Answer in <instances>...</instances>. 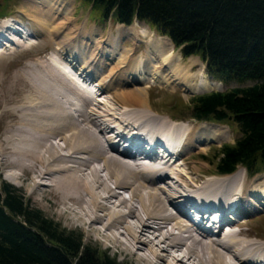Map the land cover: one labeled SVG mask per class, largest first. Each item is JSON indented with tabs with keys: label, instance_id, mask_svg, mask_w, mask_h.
Masks as SVG:
<instances>
[{
	"label": "bare ground",
	"instance_id": "6f19581e",
	"mask_svg": "<svg viewBox=\"0 0 264 264\" xmlns=\"http://www.w3.org/2000/svg\"><path fill=\"white\" fill-rule=\"evenodd\" d=\"M35 21L41 26V31L35 30L38 35L53 29L50 17L47 22L42 19ZM15 25L10 22L0 24V42L9 39L11 34L21 39L31 33L24 26L22 31L19 25ZM119 29L118 37L134 27ZM135 34L133 40L141 35ZM79 36L76 31L71 42H76ZM17 37H11L10 40L16 44L22 43ZM152 38L163 42L167 51L156 47L148 54L152 60L145 59V64L139 56H134V52L129 56L126 54L116 63V66H121V70L126 69L122 83L127 82L132 86L133 81L137 86L146 81L151 85H165L168 79L164 78V73L169 72L173 78L175 71L181 72L182 68L172 54L175 52L170 41L161 36L153 35ZM57 43L54 56L63 57L65 43ZM82 53L81 57L84 58L85 54ZM71 55V61L69 56L66 59V67L76 70L77 78L58 63L31 65L30 69L35 73L36 70H43L41 74L36 73L23 80L31 87V93L24 98L22 105L14 104L0 113V119L12 115L17 121L4 140L0 137V166L12 172L6 180L17 183L20 176L32 172L30 193L43 189V199L56 216L83 228L106 248L134 257L140 264L264 262V244L259 242L262 238L257 235L241 238L239 235L242 231L233 230L235 225L240 224V221L235 220L244 214L241 212L249 210L245 213L248 215L255 212L259 209V200H264V188L252 189V193L257 196L245 195L248 192L245 179L252 181L257 177L251 179L247 174L240 180L241 170L225 177L213 174L204 181L200 177L201 184L195 180L198 187L193 189L190 187L193 183L182 181L180 170L185 166L182 158L188 163L192 154L191 151L186 152L188 148L192 150L208 138L218 139L213 126L189 122L176 124L170 118L158 117L153 111L152 115L148 109L145 111L143 91L147 90L148 85L144 86V90L132 86L134 92L129 93L131 97L128 98L138 103L127 105V95L123 98L117 96L116 87L112 89L113 94L107 92V86L113 81L109 79L111 70V74L103 81L98 80L92 68L85 64L77 67V63L73 62L75 57ZM109 57L113 59L112 54ZM128 70L132 76L128 75ZM192 70L191 73L197 71ZM127 78L131 81H126ZM53 79L58 86L52 89ZM182 80L183 90L191 92L210 91L213 86L209 82L214 84L206 79L209 82L203 80L196 86ZM87 85H94L95 92ZM55 89H63L64 92H57L53 96L51 92ZM195 125L198 126L193 128ZM207 130L211 131L204 138L203 132ZM127 139L131 141L132 148L119 151L120 145L129 143ZM163 139H168L169 144L176 148L180 166L175 167L174 157L162 162L140 159L143 154L154 156V153L146 152V148H151V142H162ZM133 148H136V153L130 151ZM176 174L178 178L175 177V181L173 176ZM123 193L127 195L123 196ZM182 204H196L199 208H208L209 205L220 216L215 215L210 221L202 219L196 225L200 229L194 228L186 218L185 210L180 208ZM222 223L227 224L224 230L218 225ZM213 228L217 230L214 238L210 235Z\"/></svg>",
	"mask_w": 264,
	"mask_h": 264
},
{
	"label": "trees",
	"instance_id": "16d2710c",
	"mask_svg": "<svg viewBox=\"0 0 264 264\" xmlns=\"http://www.w3.org/2000/svg\"><path fill=\"white\" fill-rule=\"evenodd\" d=\"M101 22L149 26L218 82L252 84L190 99V118L232 123L237 138L214 151L217 174L264 172V0H79ZM0 10V17L7 12ZM206 159L205 156L202 157ZM0 264H117L0 182Z\"/></svg>",
	"mask_w": 264,
	"mask_h": 264
},
{
	"label": "rangeland",
	"instance_id": "374dc122",
	"mask_svg": "<svg viewBox=\"0 0 264 264\" xmlns=\"http://www.w3.org/2000/svg\"><path fill=\"white\" fill-rule=\"evenodd\" d=\"M2 8L7 10L5 16H10L11 20H6L3 23L0 21V24H6L7 22H10L11 25H19V30H22L23 24L27 27L26 29L31 32L32 35L34 34L37 36H34L33 38L27 37L28 39L24 41L26 44H28L27 46L22 42V39L18 38L19 36H11L17 37L19 40H21L24 47H18L11 44L12 53L0 55V113L6 109L12 108V106L19 104L22 105L23 102H25L24 98L29 96L31 93V87L23 82V80L30 78L31 75L36 73L41 74V72H43V70H36L35 73V71L30 69L31 65H50L51 63H58L64 66L66 72L68 71L72 76L77 78V74L75 73L76 70L74 71L70 66L66 67V59L68 56L70 58V54H72L71 56L75 57L73 62L77 63V67H81L83 64H85V66L92 68L96 72V78L98 80L103 81L105 77L112 73L109 79H113V81L111 80L109 86H107V88L109 87V91L107 92H111V94H113L114 92L112 89L116 87V90H118V93H116V95L118 94L117 96L122 97L127 95L128 98V96L134 92V88L132 89V86L135 87L136 85L133 83V81L132 86L127 82L122 83V80L125 78L123 72L126 69L124 68L121 70V66H116L118 65L116 63L120 62L126 54L129 56L132 52H134V56H139L142 59V62L145 64V59L147 61L148 59L149 61L152 60L151 56L148 54L152 53L151 51L156 47H162L164 52H166L168 49L163 46V42L157 41L158 39H151V36L153 35L157 37L160 36L149 26L142 23H134L133 26H131L134 27V29L128 30L127 32L125 31L118 37L117 32L121 30L117 29H125L127 27L116 25L112 21L101 22L98 17L90 12L87 6L83 5L79 0H0V10ZM47 17L48 19L49 17L51 18V26L53 29H51L49 32L44 31L42 34L38 35L35 30L37 28L41 31V26L39 22L37 23L35 20L42 19L43 21L46 20L47 22ZM134 30L136 33H141V35L137 38L138 40H133V37L136 36ZM76 31L80 36L76 42L72 43L71 41L75 37ZM143 32L146 33V35H144ZM18 35L22 36V33H19ZM57 41L58 43H65V55L63 57L56 58L54 56V49L56 46L55 44ZM31 43L32 45H30ZM72 44L74 45L69 48V46ZM155 44H158V46H155ZM172 48L173 51L179 55L178 57L177 54L172 52L176 58L175 62H177V64L181 66L180 68H182L181 72L175 71L176 73H173V78L170 77L169 72L164 73V78L166 77L165 79H168V82L164 83L165 85H151L150 83L144 81V85L141 83L136 87L144 90L143 88L145 85L149 86L146 91H143L145 95V102L142 104L146 105L144 106L146 108L145 111L148 109V112L151 111L152 115L153 111L158 115V117L170 118L176 124L189 122L191 124L210 125L213 126L212 129L218 133V139L214 140L208 138L206 142L194 146L195 149L193 148L190 150L188 148L186 152L190 153L191 151L192 153L188 159V163L184 157L182 158V163H184L185 166H183L182 170H178H180V173L183 175V183H193L192 186H190L191 189H193L194 187H198V184L202 183L200 182V177H202L203 180H201L204 181L205 179H208L209 176L216 174L215 166L211 165L209 160L213 159L214 151L220 146L224 144H233L238 134L236 126L232 123L218 124L214 122H202L191 119L189 111L190 99L196 95L216 91L223 92L233 88L249 86L252 83L246 82L244 84H237L235 82H230L228 84H224L211 80V78H209V76L205 73V66L198 57L191 56L186 58L181 53L180 49L174 48L173 45ZM0 51L2 50L0 49ZM82 52L85 54V60H83L85 57H81V54H83ZM118 53H121L119 54V57ZM110 54H112L113 59L112 57H109ZM92 56L95 57L91 59ZM107 59L109 60L107 61ZM188 59L190 60L187 61ZM113 67L117 68L112 70ZM191 70L197 71L191 73ZM129 71L130 70H128V75L132 76ZM146 71H148V68ZM182 79L189 83L196 84V86L200 81L203 80H210L214 82V84L207 81L209 84H211V86H213L212 90L207 92L184 91ZM128 80L129 79L127 78L126 81ZM129 81H131V79ZM52 84V89L55 86H58L55 84V80L52 81ZM56 90L58 89H55V91L51 92L53 96L57 92H64L63 89L61 91ZM127 92L128 94H126ZM101 98L103 99V97ZM112 98L116 100V97L112 96ZM129 99L130 98L125 99L127 101V105L138 103L133 101L131 102V99ZM151 114L149 115L151 116ZM16 122V118H14L12 115H8L7 117L0 119V137L2 140H4L6 133L10 131L9 129H14L13 126ZM197 126L198 125H195L193 128H196ZM209 131L211 130L203 132L204 138H207ZM211 135L213 134L211 133ZM199 155L202 157L205 156L206 159L199 157ZM174 161L175 167L177 166V163L178 166L181 165V160L179 158ZM237 170H241L242 172L241 178L238 179H244L245 175H247L245 169L238 168ZM10 173H12L10 169H5L4 167L0 166V182H5L13 186L23 196L25 201H28L33 208L41 211V213L46 218L53 221L59 227V229L79 234L82 238V244L89 246L93 251H95L97 256L100 258L106 256L110 259H115L117 264H140L134 259V257L125 254L122 255L113 249L106 248L100 241L90 236L83 228L71 225L63 218L56 216V214L50 210L47 202L43 199V189H40L41 191L38 190L33 194L30 193L29 190L31 177L33 176L32 172H26L23 177L20 176V180L17 182L18 184L6 180L7 175ZM186 176L189 178L186 179ZM173 177L178 178V175L176 174V176ZM177 178H175V181ZM248 178L256 179L252 181L245 179V186L248 190L245 195L252 194L257 196L256 194L252 193V189L256 190V188H264V172L254 176H248ZM195 180H197V183H199L195 184ZM165 181L170 180L165 179ZM179 188H181V186H179ZM259 201L260 203H258V210L249 215L245 214L249 210H245L241 212L244 214L239 215V217H237L238 219L235 220V222L240 221V224L235 225L238 226V228H233V230H241L242 234L239 235L241 238H252L256 237V235L257 237L259 236L260 238H264V205H262L264 200L260 199Z\"/></svg>",
	"mask_w": 264,
	"mask_h": 264
}]
</instances>
